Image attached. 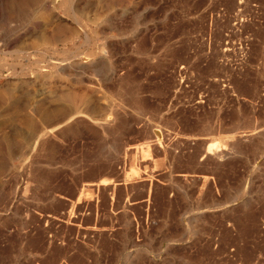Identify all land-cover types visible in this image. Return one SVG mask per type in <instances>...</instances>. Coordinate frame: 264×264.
I'll list each match as a JSON object with an SVG mask.
<instances>
[{"label": "rangeland", "instance_id": "374dc122", "mask_svg": "<svg viewBox=\"0 0 264 264\" xmlns=\"http://www.w3.org/2000/svg\"><path fill=\"white\" fill-rule=\"evenodd\" d=\"M0 264H264V0H0Z\"/></svg>", "mask_w": 264, "mask_h": 264}]
</instances>
